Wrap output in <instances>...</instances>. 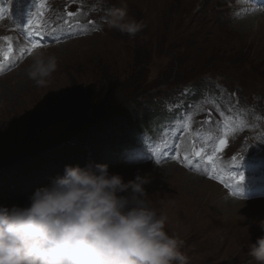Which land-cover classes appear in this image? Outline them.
<instances>
[{
	"label": "rangeland",
	"instance_id": "rangeland-1",
	"mask_svg": "<svg viewBox=\"0 0 264 264\" xmlns=\"http://www.w3.org/2000/svg\"><path fill=\"white\" fill-rule=\"evenodd\" d=\"M15 1L24 7V23L10 36L8 32L13 26L6 22L0 25V55L4 58L8 51L9 42L3 39L7 35L15 53L10 58L16 61L14 67L0 75V146L8 152L15 151L12 155L17 160L54 148L59 141L74 142L86 125L115 116L127 99L136 108V103L157 95L156 105L166 106L177 118L174 123L170 119L165 121L160 134L143 135L145 142L158 137L164 148L173 143L172 147L179 150L183 142L194 145L198 134L206 135L208 140L216 134L210 132L204 119L208 116L210 125L215 124L211 123L212 114L222 111L235 121L224 118L212 127L220 138L211 145V152L217 148L216 141L224 138L234 143L226 141L224 159L233 161L236 156L245 160L234 146L249 155L250 164H264V10L238 19L233 17L231 2L227 0H127L129 16L144 25L135 37H129L106 22L108 9L117 0H97L103 8L99 17L81 13L85 10L77 8L81 0H44V7L52 5L56 22L64 23L67 11H74L77 15L73 21L82 27L66 31L58 26L55 35L59 40L51 37L48 45L31 49L23 41V26L29 13L34 14L39 7L38 0H12ZM93 1H86L89 14H93ZM192 18L204 21L205 27L187 26L183 31L186 22H194ZM39 30L47 33L46 29ZM38 49L55 55L58 61L56 71L44 85H37L27 75L33 53ZM104 82L111 87L116 84L118 90L119 84L124 83L130 98L116 90L98 100L99 93L93 98L99 102L97 106H86L81 95L96 91ZM203 83L209 88L201 96L196 85ZM190 86L193 89L189 96L197 97L196 101L188 104L175 100L176 93L185 97ZM185 104L188 114L183 110ZM252 111L259 113L258 121L244 118ZM219 117L218 114L216 118ZM38 118L41 121L34 131L40 133V140H45L31 144L25 136L32 121ZM156 119L158 114L152 113L148 122ZM12 137H17L19 143ZM28 144L31 147L22 151ZM152 153L151 160L147 156L146 160L134 159L132 153L119 159L114 156V162L107 163L109 171L120 173L125 180L138 172L151 176L152 182L145 186L146 199L167 216L169 233L184 241L182 251L188 264H256L248 254L249 245L264 235L258 224L264 219V203L243 207V201L248 200L233 197L215 182L216 186L209 185L212 191H205L207 187L201 189L202 179L194 177L197 173L184 160L186 148L179 150V158L170 153L168 160H164L162 149ZM105 154L109 155L100 147L97 155ZM112 156L107 158L111 160Z\"/></svg>",
	"mask_w": 264,
	"mask_h": 264
},
{
	"label": "clouds",
	"instance_id": "clouds-1",
	"mask_svg": "<svg viewBox=\"0 0 264 264\" xmlns=\"http://www.w3.org/2000/svg\"><path fill=\"white\" fill-rule=\"evenodd\" d=\"M106 22L129 37L144 27L129 16L127 0L108 9ZM57 66L55 55L38 49L27 75L44 85ZM151 182L139 172L125 180L107 163L66 165L26 206L0 205V264H188L184 241L169 233L167 216L146 199ZM258 224L264 231V219ZM248 254L264 264V235Z\"/></svg>",
	"mask_w": 264,
	"mask_h": 264
},
{
	"label": "trees",
	"instance_id": "trees-1",
	"mask_svg": "<svg viewBox=\"0 0 264 264\" xmlns=\"http://www.w3.org/2000/svg\"><path fill=\"white\" fill-rule=\"evenodd\" d=\"M204 27V21L195 26V28L201 29ZM105 72L112 74L110 71ZM204 84L207 83L197 84L196 86ZM119 88L118 90L116 84L111 87L104 82L94 92L86 95L78 94L81 97L84 96L86 106H91L92 104L97 106L99 102H96L93 98L99 93L101 94L97 96L98 100L106 96V93L116 90L120 93L122 91L126 94L125 96L130 98V94L127 93L128 88L124 83H120ZM156 98L157 95H150L149 100L144 103H136V108L132 107L131 103L128 104L129 101L127 99L125 106L121 107L115 116H110L103 122L86 125L84 131L74 142L59 141L54 148H46L48 151H37L34 156L26 157L24 153L25 158L23 157L21 160H17V157L12 155L15 151L8 152L4 146H0V155H4L0 159V205L26 206L29 203L30 195L37 188L50 185L56 176L63 175L66 165L79 164L83 167L89 164L90 160L93 164L112 163L114 162V156L119 159L122 155H125V151L130 152L131 148H137L142 142V135L145 133L149 132L150 134L155 133V135H158L164 128V122L169 117L165 111L156 105L158 103V100L155 101ZM144 99H147V97H144ZM175 100L185 101L189 104L191 100L196 101L197 97H181L176 93ZM141 109H144V111H141ZM152 113L158 114V119L155 122H148ZM130 120L133 121L129 123ZM40 121L41 118L33 120L30 130L25 136L26 140H31V144L37 142L40 144L45 140H40V133L36 134L34 131ZM150 123H153V125H150ZM150 134L148 136L151 137ZM12 139L15 143H19L17 137H12ZM81 139L82 142L80 143ZM31 144L23 147L22 151L31 147ZM100 147H103L104 151L108 152L109 155H97ZM20 149H22V146H20ZM110 155H113L111 160L107 158ZM7 159L10 162L3 163ZM6 164L9 165L6 166Z\"/></svg>",
	"mask_w": 264,
	"mask_h": 264
},
{
	"label": "bare ground",
	"instance_id": "bare-ground-1",
	"mask_svg": "<svg viewBox=\"0 0 264 264\" xmlns=\"http://www.w3.org/2000/svg\"><path fill=\"white\" fill-rule=\"evenodd\" d=\"M95 1L97 2V0ZM84 2L85 1L81 0V3L80 5H78L77 8L84 7ZM4 7L8 8L12 13L17 14L18 16H24V10H22L20 2L15 1V2L9 3V0H0V9ZM51 7L52 5L44 7L42 9L37 7L36 10L34 11V14L31 15V18L34 21V24H38L40 29H46L47 33L39 37H35L34 34L32 33H28L27 35L24 33L23 41L26 44H28L29 47H31L33 43H37L40 46L43 44L48 45V42L50 41L51 36L47 34L52 32V30L56 29L58 26L63 25V23H61L60 21L56 22V20L54 19L55 16L52 14ZM102 9L103 8L101 6V10ZM37 13H40V15H37ZM3 22L11 24L13 28L15 27L14 22L8 16H5V15L0 16V25ZM72 22L76 23V21H72ZM74 28L75 27H73L72 30ZM14 56H15V53L14 51H12V53L9 56V59L11 60V62L8 64L0 61V75H2L3 73H6L12 67H14L13 65L15 64L16 61H13L10 58ZM158 98L159 96H157L155 101L158 100ZM158 106L161 108V110L167 113L170 121H173L174 123L175 119L177 118V117H173L174 112L168 110V108L164 105L159 104ZM186 107L187 106L185 104L183 110L185 114H188L186 113ZM171 127H173L174 129L175 125ZM161 132H159V134ZM149 134L150 133L148 132V133H145L144 135L148 136ZM218 138L219 137L217 135H214V137L212 135L210 139L206 140L207 139L206 135L200 136V134H198L196 143L194 145L188 146L186 143L183 142L181 147L186 148V153L188 154H191L194 149L198 150L200 148H203L207 155H213L210 148H211V145L214 144L215 140ZM150 140H151L150 142H145L143 135H142V142H141L142 144L140 145V148H131L130 152L125 151L124 153L128 154V156L132 153L134 159L146 160V156H147L148 160H151V158L154 156L152 152L160 151L162 149L163 154H164L163 156L165 157L164 160H168L169 159L168 156L170 153L173 154V157H176L177 153H179V150L183 151V148H180V149L177 148L179 150H175L176 148L172 147L173 143L169 144V146L164 148L163 144L161 143V140H159L158 137L155 140H152L150 138ZM219 141L220 140L216 141L217 143L216 149L219 148ZM201 142H204V143H201ZM152 148H153V151H152ZM222 150L223 149H220L219 151L215 150L214 162H208L206 159V156L204 159L192 157V159L189 161L190 166H192L194 169V173L199 174L198 176H196L197 174H194V177L197 179H202V180H199L200 184L202 185L201 189H206L207 187L208 189H206L205 191L210 192L212 190L209 188V185H212L214 187L216 186V184H218L222 188H224L226 191H228L233 197L235 198L243 197L244 200H248V202L243 201L242 203L243 207L246 205H250V204L264 203V186H261L256 181L255 175L252 172L248 171L247 160L246 159L242 160L237 165L233 161L224 159L222 156ZM180 156L181 154H179V157ZM160 160L161 158L159 157L158 161ZM213 163H214V167H213ZM232 173H236L237 175H239L240 173H243V176H244L243 181L235 183V181L229 180L227 177L229 174H232ZM200 175L205 176V178H207L208 180H204V178L200 177ZM226 185H230V186L226 187ZM251 200H254V201H251Z\"/></svg>",
	"mask_w": 264,
	"mask_h": 264
},
{
	"label": "snow or ice",
	"instance_id": "snow-or-ice-1",
	"mask_svg": "<svg viewBox=\"0 0 264 264\" xmlns=\"http://www.w3.org/2000/svg\"><path fill=\"white\" fill-rule=\"evenodd\" d=\"M9 3H12V0H9ZM38 6H39V8L42 9L44 7V0H38ZM262 6H264V5H262ZM37 15H40V13H37ZM76 15H77V12L67 11L68 19L64 20V23L61 26V29L62 30H66V31H70L73 27H75V28L82 27L79 24L78 21L76 23L72 22L73 18ZM23 27L28 30V32L25 33L26 35L28 33H32V34H34L35 37H39V36L44 34V33H42L39 30V25L38 24H34V21L31 18V13H29L27 24L24 25ZM56 31H57V29H53L52 32L48 33L47 35L51 36L53 39L59 40L60 37L55 35ZM3 39L9 42L8 43V51L6 53H4V58L7 60L9 58L10 54L13 51V45L11 43V37H7L6 36V37H3ZM39 46H40L39 44L33 43L31 45V49H36ZM31 49H29V51H31ZM188 120H189V126H190L191 117H188ZM225 127H228L227 121H226ZM227 135H228V133L225 132V137ZM225 146H226V139L221 138L220 141H219V148L216 149V151H219L220 149H223ZM205 156H206V159H207L208 162H214L215 152L213 153V155H207L203 148H200L198 150L194 149L191 154L185 153L184 154V160H185V162H189L192 159V157H197V158L204 159ZM177 158H179V153H177ZM242 159H243L242 157L239 158V160H238V158L236 156L232 157L233 162L236 163L237 165L240 163V161ZM213 167H214V163H213ZM227 178L229 180H231V181H235V183H236V182L243 181L244 176H243V173H240L239 175H237L236 173H232V174H229ZM228 186H230V185H226V187H228Z\"/></svg>",
	"mask_w": 264,
	"mask_h": 264
}]
</instances>
